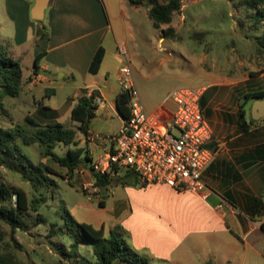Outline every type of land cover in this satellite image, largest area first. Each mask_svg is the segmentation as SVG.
<instances>
[{"label": "crops", "instance_id": "1", "mask_svg": "<svg viewBox=\"0 0 264 264\" xmlns=\"http://www.w3.org/2000/svg\"><path fill=\"white\" fill-rule=\"evenodd\" d=\"M2 1L0 14L14 25L16 42L21 45L32 37L33 61L42 56L39 70L31 72L28 84L51 82V75L59 73L62 83L78 82L79 90L64 114L71 117L84 91L95 92L102 98L98 109H113L123 122L116 106L120 90L108 102L107 71L101 74L108 54L104 40L111 30L110 0H51L42 20L32 17L35 0ZM115 1L123 16L128 14L126 5L133 10L143 8L131 6L127 0ZM34 21H41L39 29L44 28L43 35L36 38ZM18 44L11 48L15 50ZM100 45L105 54L98 72L92 74L89 66ZM255 64L259 66L246 74L231 69L206 73L207 83L200 85L205 87L202 110L213 132L207 145L215 152L202 176L209 189L207 198L165 184L138 183L126 190L131 213L116 224L129 234L135 250L159 260L158 264H264V117L252 118L256 99L247 97L264 89V56ZM237 65L245 68L242 61ZM168 94L151 113L161 106L165 112L174 108ZM59 114L61 118L60 110ZM89 145L91 157L102 153L100 146ZM92 225L106 230L104 219Z\"/></svg>", "mask_w": 264, "mask_h": 264}, {"label": "rangeland", "instance_id": "2", "mask_svg": "<svg viewBox=\"0 0 264 264\" xmlns=\"http://www.w3.org/2000/svg\"><path fill=\"white\" fill-rule=\"evenodd\" d=\"M2 2L0 0L1 5ZM126 6L128 14L123 16L115 0H110L107 5L111 30H107L104 40L108 54L101 74L107 71L105 90L110 94L108 102H112L115 93L122 90L118 73L126 61H129L132 67L136 87L150 113L173 89L206 84V73L217 74L231 69L244 70L246 74L248 70L257 68L259 64L255 63L264 56V48L257 43V38L264 35V22L258 23V18L253 17L256 9L236 7L228 0H183L182 10L174 15L170 25L174 27L175 35L163 38L161 32L153 27L146 8L133 10L129 5ZM34 22L37 25L34 35L36 38L42 23ZM123 41L128 52L126 57L119 54L116 46ZM0 42L9 46L11 56L20 59L26 77L18 95L0 96V127H12L15 124L26 127L28 124L25 117L29 114L42 124L58 121L76 129L77 123L72 121L70 114L64 112L69 107L72 97L79 93L78 82L62 83L58 73L51 75V82L33 86L28 84L30 83L28 77L33 69V50L30 47L34 39L31 37L26 43L19 45L22 42L18 44L15 40L14 25L1 14ZM16 44L18 46L13 50L11 47ZM258 50H262L263 53L260 54ZM241 61L245 68L237 65V62ZM41 103L48 105L49 109L41 107ZM59 110L61 118H58ZM121 124L118 114L113 109L103 106L96 111L90 129L101 134H114ZM76 139L79 146L88 148L91 157L92 150L84 136L78 132ZM25 150L34 162L42 159L37 145L27 146ZM56 151L64 154L66 148L59 146ZM46 160L47 164L66 177L64 169ZM48 178L49 181L42 180L39 192L18 173L0 167V185L21 186L30 200L39 193L47 196V202L41 204L39 210L45 221H37L36 212L29 211V215L25 216L29 227L15 232L20 248L11 239L9 226L0 221V230L3 231L7 243L5 247L20 262L77 264L85 262L86 259L93 260L91 246H80L77 253L69 255L73 239L70 236L49 235L51 224L65 226L69 218L95 225L100 219H104L106 236L110 229L120 230L122 236L133 247L129 234L116 223L121 217L131 213L132 204L126 190L137 185H109L107 191L102 190L94 185L87 165H81L74 173L73 184H69L66 178L52 174H49ZM100 199L105 201L104 208L98 205ZM138 252L146 255L150 264H158L159 260H153L142 251ZM113 264L123 263L116 260Z\"/></svg>", "mask_w": 264, "mask_h": 264}, {"label": "trees", "instance_id": "3", "mask_svg": "<svg viewBox=\"0 0 264 264\" xmlns=\"http://www.w3.org/2000/svg\"><path fill=\"white\" fill-rule=\"evenodd\" d=\"M228 1L236 7L256 9L253 17L258 18V23L264 22V0ZM127 2L131 6L146 8L153 27L161 32L163 38L175 35V29L170 25L174 20V15L182 10L183 0H127ZM165 25L166 28L163 27ZM43 31L44 28L39 29L37 35H43ZM257 43L264 48V35L257 38ZM104 54V47L100 45L91 60L90 73L98 72ZM41 58L42 56L36 57L33 61L32 71L34 73L39 70L38 62ZM24 78L20 59L11 56L9 46L0 42V96L18 95ZM247 97L264 98V89L252 92ZM128 100L127 91L121 90L116 96V106L124 120L129 117ZM41 107L49 109V106L43 103H41ZM97 109L96 93L88 94L87 91H84L71 110V119L77 123L76 129L67 127L58 121L42 124L29 114L25 117L28 124L26 127L18 124L12 127H0V167L18 173L24 181L30 183L38 191L43 179L49 181V174L66 178L69 184H73L74 173L79 170L81 165H87L94 185L102 190L107 191L109 185H138L136 174L130 170L122 172L115 169L106 174L95 172L90 164L91 157L88 154V148L79 146L76 139L77 133H81L84 137L87 135ZM240 116L242 119L244 118L243 113ZM31 145H37L39 148L42 159L37 162H34L25 150L27 146ZM59 146L66 148L64 154L56 151ZM46 159L54 162L60 169H64L66 177L47 164ZM46 202L47 196L42 193L30 200L25 189L21 186L0 185V221L9 226L11 239L18 248L20 245L16 241L15 232L29 227L25 219V216L29 215V211L36 212L37 221H45L39 210L41 204ZM98 205L104 207L105 201L100 199ZM37 223L39 222H35V224ZM261 227L264 230V222ZM49 235L51 237L70 236L73 242L69 255L77 253L80 246L92 247L93 260L86 259L85 262L77 264H113L116 260L122 261L123 264H150L148 257L131 247L122 236L121 231L117 229L116 231L110 230L106 236L103 226L95 227L90 223L78 222L74 218H69L65 222V226L51 224ZM6 245L4 233L0 230V264H24L5 247Z\"/></svg>", "mask_w": 264, "mask_h": 264}, {"label": "built area", "instance_id": "4", "mask_svg": "<svg viewBox=\"0 0 264 264\" xmlns=\"http://www.w3.org/2000/svg\"><path fill=\"white\" fill-rule=\"evenodd\" d=\"M127 56L125 43L117 47ZM119 84L129 94V117L117 133L88 131L84 140L100 146L102 153L91 157V166L100 174L133 171L140 184H165L177 191H188L203 198L209 189L203 173L214 159L208 147L212 129L206 120L201 97L205 87H179L168 94L174 108L163 106L148 113L136 87L129 61L119 69ZM96 103L102 98L96 97Z\"/></svg>", "mask_w": 264, "mask_h": 264}, {"label": "water", "instance_id": "5", "mask_svg": "<svg viewBox=\"0 0 264 264\" xmlns=\"http://www.w3.org/2000/svg\"><path fill=\"white\" fill-rule=\"evenodd\" d=\"M51 0H35V5L32 10V17L35 20L44 18L45 10L48 8ZM48 73V72H45ZM264 117V98L256 99L252 107V118L258 120Z\"/></svg>", "mask_w": 264, "mask_h": 264}]
</instances>
